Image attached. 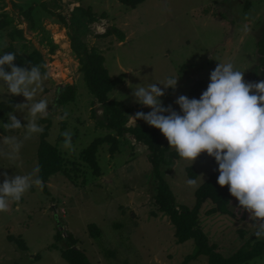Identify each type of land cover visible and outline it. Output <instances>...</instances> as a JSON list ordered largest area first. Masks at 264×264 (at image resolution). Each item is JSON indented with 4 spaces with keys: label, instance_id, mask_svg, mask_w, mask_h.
Instances as JSON below:
<instances>
[{
    "label": "rangeland",
    "instance_id": "obj_1",
    "mask_svg": "<svg viewBox=\"0 0 264 264\" xmlns=\"http://www.w3.org/2000/svg\"><path fill=\"white\" fill-rule=\"evenodd\" d=\"M12 2L17 1L0 0V12H8L14 17L16 26L23 29L25 39L15 41L14 48L23 53L21 45L25 43L28 50L39 49L46 70L51 72V78L44 81L43 90L35 100L46 99L49 103L47 140L58 147L71 178L55 173L46 183L48 194L33 186L19 205L13 202L9 211L0 212V264H69L60 254V248L65 247L64 239L58 241L55 238L56 233L64 229L73 235L75 247L87 255L91 264L182 262L186 254L193 252L194 245L191 240L176 243L168 216L160 212L156 216L151 214L155 208L147 146L125 133L119 138L118 151L111 157L110 144L103 143L97 152L101 174L96 177L91 173L81 160L80 152L93 138L109 131L95 126L91 117L92 106L97 114L101 113V106L88 91L78 71V60L70 48L67 29L55 16L43 11L37 14V28L30 30L19 11L13 9ZM60 2L61 8L55 12L66 14L73 6L82 5L90 6L97 16L96 21L89 24L90 33L84 36V41L88 47H96L102 52L110 76L125 74L123 82L108 96L123 110L131 109L127 126L135 123L131 116L139 108L143 107L145 113L152 110L135 102L133 87L179 77L175 89H165L162 84L158 86L165 91L160 98L164 106L172 105L174 110L181 112L175 100L180 95L189 97L190 88L198 80L210 82V73L220 62H231L234 69L244 72L245 82L264 81V64L260 63L257 52V41L264 29V0H144L135 8H128L118 0ZM5 4L7 6L3 7ZM102 13L105 18L100 17ZM245 25H248V31H244ZM110 26L123 32L122 41L116 34L95 36ZM6 30H0V56L9 52ZM47 32L57 44L54 52H50L45 40H41ZM71 83L76 86L75 99L64 105L57 104V88ZM8 100H13L15 105L27 103L22 94L7 93L6 86L0 83V103ZM10 112L22 124L28 123L26 109L20 111L14 107L0 115V140L4 136H15L23 141L18 159L0 157V183L5 179V172L8 177H14L26 175L37 167L40 134L25 140L23 129L5 131L3 126L9 122ZM65 112L67 118L60 119ZM37 123L45 125L39 119ZM144 123L150 126L146 121ZM65 131L72 133L73 152L63 148L62 133ZM160 134L164 143L169 145L161 131ZM188 166L196 173L195 187L186 183L190 179L186 170ZM213 167L212 156L206 152L201 153L193 164L179 157L170 167L165 166L164 174L176 203L193 206L195 190L208 178ZM209 207L208 201L202 205L199 212L201 223L210 241L217 243L224 256H230L239 248L247 249L257 240L264 242V239L255 237V221L249 212L239 207L237 199L228 205L233 215L216 213L206 216L204 212ZM90 224L96 228L90 229ZM62 225L64 229L60 228ZM240 230H244L243 237L238 233ZM9 235L20 236L26 249L9 241ZM248 240L251 241L249 245ZM187 264H208V261L201 256ZM245 264H264V251Z\"/></svg>",
    "mask_w": 264,
    "mask_h": 264
},
{
    "label": "clouds",
    "instance_id": "obj_2",
    "mask_svg": "<svg viewBox=\"0 0 264 264\" xmlns=\"http://www.w3.org/2000/svg\"><path fill=\"white\" fill-rule=\"evenodd\" d=\"M248 30V25H245L244 31ZM16 56L14 52L0 56V83L6 86L7 93L22 94L26 98L27 103L16 104L15 109L27 110L25 119L28 123L22 124L10 112L9 122L3 127L5 131L23 129L24 139L27 140L44 131L37 120L47 118L49 103L46 99L37 101L35 97L43 90L44 81L51 78V72L41 71L46 65L17 66L14 63ZM243 73L234 69L231 62H220L211 71L210 83L199 99L180 95L175 100L182 114L172 105L164 106L160 98L165 91L158 86L162 84L165 89H175L179 77L133 87L135 102L152 110L147 113L139 111L131 118L135 122L143 119L159 129L170 148L185 161L193 164L203 152L214 157L219 166L218 184L229 187L231 195L255 221V237L264 239V81L245 82ZM67 115L65 112L60 119H66ZM62 135L63 148L75 151L72 133L65 131ZM0 145V157L16 160L23 141L15 136H4ZM39 171L36 167L26 175L17 174L14 177L4 173L5 179L0 183V212L9 211L13 202L19 205L24 194L33 186L43 190ZM186 183L197 186L196 179H188ZM16 210L19 211V207Z\"/></svg>",
    "mask_w": 264,
    "mask_h": 264
},
{
    "label": "trees",
    "instance_id": "obj_3",
    "mask_svg": "<svg viewBox=\"0 0 264 264\" xmlns=\"http://www.w3.org/2000/svg\"><path fill=\"white\" fill-rule=\"evenodd\" d=\"M118 1L128 8H135L144 0ZM5 6L6 4L3 5V7ZM12 7L19 11V14L27 22V27L30 30L37 28L35 21H39L37 14L43 11L55 16L56 20L67 29L70 48L78 60V71L82 74V79L88 91L101 106L102 111L100 114H97L96 109L92 106L90 109L91 117L95 121V126L109 131L104 136L93 138L80 152L81 160L89 167L91 173L96 177L101 174L97 152L99 146L103 143L110 144L108 150L111 157L118 151L119 138L125 133L132 135L136 142L147 146L150 151L148 158L151 164L150 177L152 179L150 185L153 188L152 198L155 208V211H151V214L156 216L157 212H160L168 216L174 228L176 243H184L191 240L194 245L193 252L186 254L183 261L178 264H187L190 260L201 256L207 258L208 264H245L253 258L258 257L264 251V242L257 240L249 245L251 241L248 240L247 244L249 248H239L230 256H224L218 250L217 243L211 242L208 232L204 231L199 212L205 202L208 201L211 204V207L204 212L206 216L216 213L233 215L228 209V205L232 200L237 199L231 195L227 185L220 186L218 184L219 166L214 157H212L213 170L194 192L195 202L193 206L189 207L176 203L175 194L170 186V182L165 177L163 169L165 166L170 167L179 158V155L174 149H170L167 143L163 144L160 130L146 125L143 119L137 120L133 125L127 126L128 114L131 109L123 110L117 102L109 98V93L123 82L125 74L120 73L114 77L110 76L108 69L104 65L105 58L102 52L96 47H88L84 41V36L90 33L89 24L97 19L90 6H73L66 14L54 11L61 8L60 0H30L29 3L27 1L24 4L12 2ZM51 7L53 10H51ZM35 15L36 19H34ZM100 17L105 18V13H102ZM8 27L10 29L6 30ZM0 30H6V35L9 38V45L6 49L9 52L17 54L14 61L17 66L30 68L31 65H45V60L39 49L33 48L28 50L25 43L21 45L23 53L14 48L13 43L17 40L25 39V37L23 29L16 26L14 17L9 15L8 12H0ZM262 32V37L257 41V52L260 63L264 64V29ZM111 34H116L120 41L124 38L123 32L115 26H110L102 33L95 34V36L108 37ZM41 40H45V45L49 46V51L54 52L57 44L54 43L48 32ZM6 70L10 71L8 68ZM41 71L47 70L42 67ZM262 72L264 73V67ZM209 83L202 80L195 82L188 92L189 97L199 99L203 91L207 89ZM56 93V103L64 105L75 99L76 86L73 83L61 85L57 88ZM14 107L15 102L13 100L1 102L0 115H5L7 112L12 111ZM139 111L145 112L143 107L139 108L135 113ZM49 118L50 116L48 115L47 118L39 119L45 125L43 126V133H40L36 151L37 167L40 169L39 176L43 180V192L46 194L49 193L46 183L51 175L60 172L71 178L69 171L65 167L66 160L63 158L58 147L47 140ZM64 126L62 123L61 127L64 128ZM186 170L190 179L196 177V173L192 167L188 166ZM239 207L242 209L240 205ZM244 211L248 212L247 210ZM60 228L64 229V226L62 225ZM89 228L94 230L96 227L90 224ZM238 233L243 237L244 230H240ZM55 238L58 241L64 239L65 247L60 248V254L69 264H91L87 255L75 247L76 239L71 233L64 229L61 233L57 232ZM8 240L16 243L20 249H26V245L20 236L9 235Z\"/></svg>",
    "mask_w": 264,
    "mask_h": 264
},
{
    "label": "crops",
    "instance_id": "obj_4",
    "mask_svg": "<svg viewBox=\"0 0 264 264\" xmlns=\"http://www.w3.org/2000/svg\"><path fill=\"white\" fill-rule=\"evenodd\" d=\"M15 1H17L18 3H22V4H24V3H26L27 1H28V3L30 2V0H27L26 2H19V0H15ZM79 1H77V3H78ZM7 6V5H6ZM162 139V138H161ZM162 142H163V144H165L164 143V140L162 139ZM143 144V143H142Z\"/></svg>",
    "mask_w": 264,
    "mask_h": 264
},
{
    "label": "bare ground",
    "instance_id": "obj_5",
    "mask_svg": "<svg viewBox=\"0 0 264 264\" xmlns=\"http://www.w3.org/2000/svg\"><path fill=\"white\" fill-rule=\"evenodd\" d=\"M63 35V34H62ZM63 38V37H62ZM59 62V61H58Z\"/></svg>",
    "mask_w": 264,
    "mask_h": 264
}]
</instances>
